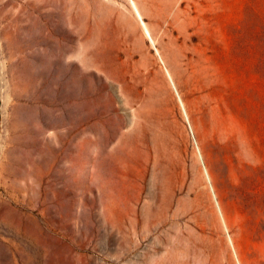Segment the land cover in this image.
<instances>
[{
	"label": "rangeland",
	"instance_id": "374dc122",
	"mask_svg": "<svg viewBox=\"0 0 264 264\" xmlns=\"http://www.w3.org/2000/svg\"><path fill=\"white\" fill-rule=\"evenodd\" d=\"M0 264H264V0H0Z\"/></svg>",
	"mask_w": 264,
	"mask_h": 264
},
{
	"label": "water",
	"instance_id": "95a60500",
	"mask_svg": "<svg viewBox=\"0 0 264 264\" xmlns=\"http://www.w3.org/2000/svg\"><path fill=\"white\" fill-rule=\"evenodd\" d=\"M0 81H1V75H0ZM1 106H2V99H1V88H0V113H1Z\"/></svg>",
	"mask_w": 264,
	"mask_h": 264
}]
</instances>
